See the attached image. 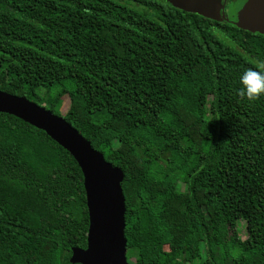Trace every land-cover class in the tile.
<instances>
[{"label":"trees","instance_id":"obj_1","mask_svg":"<svg viewBox=\"0 0 264 264\" xmlns=\"http://www.w3.org/2000/svg\"><path fill=\"white\" fill-rule=\"evenodd\" d=\"M235 1L212 21L166 0H0V91L123 172L127 262L264 264V97L236 94L264 36L235 23ZM87 229L76 162L0 113V264H70Z\"/></svg>","mask_w":264,"mask_h":264},{"label":"water","instance_id":"obj_2","mask_svg":"<svg viewBox=\"0 0 264 264\" xmlns=\"http://www.w3.org/2000/svg\"><path fill=\"white\" fill-rule=\"evenodd\" d=\"M181 11L219 21L222 0H166ZM234 21L250 33L264 36V0H236ZM0 113L15 117L45 133L78 165L88 213L86 247L71 248L70 264H129L126 260L123 172L105 161L63 117L23 97L0 91Z\"/></svg>","mask_w":264,"mask_h":264},{"label":"clouds","instance_id":"obj_3","mask_svg":"<svg viewBox=\"0 0 264 264\" xmlns=\"http://www.w3.org/2000/svg\"><path fill=\"white\" fill-rule=\"evenodd\" d=\"M237 96L242 101L254 104L264 97V61H256L255 67L247 68L240 77Z\"/></svg>","mask_w":264,"mask_h":264},{"label":"rangeland","instance_id":"obj_4","mask_svg":"<svg viewBox=\"0 0 264 264\" xmlns=\"http://www.w3.org/2000/svg\"><path fill=\"white\" fill-rule=\"evenodd\" d=\"M69 106V99L68 96H63L57 103L55 110L60 114V115H64L68 109ZM237 229L239 231V234L242 236L244 234V225L242 223L237 224ZM126 241H128V244H133V243H137V241L132 240L130 235H127V239ZM146 241L144 239L139 240L138 243L139 245L142 247H144L146 245L145 243ZM143 249V248H142ZM129 264L133 263V259L128 261ZM186 264H201V259H196L190 262H186Z\"/></svg>","mask_w":264,"mask_h":264},{"label":"flooded vegetation","instance_id":"obj_5","mask_svg":"<svg viewBox=\"0 0 264 264\" xmlns=\"http://www.w3.org/2000/svg\"><path fill=\"white\" fill-rule=\"evenodd\" d=\"M222 3L224 4L225 3V0H222ZM223 10H224V8H223ZM226 12L228 14V18H230L231 17V10L230 9H227ZM233 16H234V9H233Z\"/></svg>","mask_w":264,"mask_h":264}]
</instances>
